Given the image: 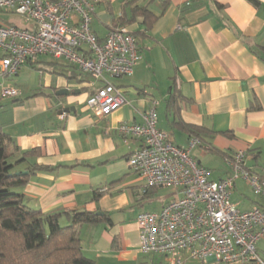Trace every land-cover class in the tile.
<instances>
[{"label": "crops", "instance_id": "0c3cea01", "mask_svg": "<svg viewBox=\"0 0 264 264\" xmlns=\"http://www.w3.org/2000/svg\"><path fill=\"white\" fill-rule=\"evenodd\" d=\"M138 8L154 19L145 20ZM115 26L133 33L141 54L131 76L108 78L127 103L95 116L86 106L93 91L89 76L63 59L43 61L40 55L16 74L0 76V88L8 83L19 91L16 97L0 95V129L12 140L10 160L36 151L15 170L44 167L16 188L25 206L45 214L104 217L79 228L86 257L95 264H167L163 255L140 251L135 217L159 211L171 190L155 187L142 194L144 181L127 164L141 142L124 140L116 126L140 123L156 99L157 126L177 146L186 147L193 135L176 120L201 128L190 155L210 170V179L230 173L228 160L238 149L246 150V167L264 178V61L257 54L264 49V0H98L92 32L103 39ZM63 88L69 93L57 96ZM172 91L179 97L177 118L167 105ZM230 200L239 211L264 206V196L243 179L235 180ZM257 253L264 261V238ZM182 264L220 263L210 258Z\"/></svg>", "mask_w": 264, "mask_h": 264}, {"label": "built area", "instance_id": "2783aa9c", "mask_svg": "<svg viewBox=\"0 0 264 264\" xmlns=\"http://www.w3.org/2000/svg\"><path fill=\"white\" fill-rule=\"evenodd\" d=\"M97 1L0 0V76L16 74L40 55L50 56L89 76L88 87L93 91L86 106L95 116H107L127 103L108 78L131 76L141 58L139 47L124 26L109 28L103 39L92 32ZM3 15L19 16L26 26L6 21ZM18 94L16 87L1 85V96ZM157 105L156 99L150 101L140 123L116 126L124 140L141 142L127 164L143 179L142 194L155 187L171 190L159 211L136 215L140 251L163 255L167 264L210 258L220 264H264L257 253V243L264 238V206L239 211L230 200L236 179H243L254 194L264 196V178L246 167V150L238 149L229 157L227 176L210 179V170L190 155L200 140L191 136L186 147L173 143L157 126Z\"/></svg>", "mask_w": 264, "mask_h": 264}, {"label": "trees", "instance_id": "16d2710c", "mask_svg": "<svg viewBox=\"0 0 264 264\" xmlns=\"http://www.w3.org/2000/svg\"><path fill=\"white\" fill-rule=\"evenodd\" d=\"M136 11L141 12L145 20L149 17L144 8ZM151 16L149 20L154 19ZM257 54L264 61V49ZM178 100L175 91L167 100L168 108L176 118ZM175 123L199 138L201 128L183 124L179 119ZM12 145L11 138L0 129V264H95L82 253L79 228L83 224L100 222L104 217L87 211L45 214L25 206L16 188L27 182L29 173L44 167L33 164L27 168L29 173L15 174L20 172L15 170V165L26 161L36 151H23L13 161L9 152ZM61 217L67 222L61 223Z\"/></svg>", "mask_w": 264, "mask_h": 264}, {"label": "rangeland", "instance_id": "374dc122", "mask_svg": "<svg viewBox=\"0 0 264 264\" xmlns=\"http://www.w3.org/2000/svg\"><path fill=\"white\" fill-rule=\"evenodd\" d=\"M2 18L5 19V20H9V22L14 23V24H16L18 26H21V27H23L25 25V23L23 22V19L21 17H19V16H16V15H3ZM41 58H43V61H49V62L50 61H55L54 59H52L53 57L51 58L50 56H45L44 55ZM55 62H57V61H55ZM37 65H39V63H36V65H35V67L33 69L35 71V73L38 71V68H36ZM0 73H1V68H0ZM13 78H15V76H13ZM6 85L7 86H11L8 83Z\"/></svg>", "mask_w": 264, "mask_h": 264}, {"label": "water", "instance_id": "95a60500", "mask_svg": "<svg viewBox=\"0 0 264 264\" xmlns=\"http://www.w3.org/2000/svg\"><path fill=\"white\" fill-rule=\"evenodd\" d=\"M68 93H69V91L67 89H64V88L56 91V95L57 96L67 95ZM71 109H73V108H71ZM68 110H69L68 108H65L63 111H68ZM19 173H21V174H27V171L15 172V174H19ZM97 214L102 215V212H97Z\"/></svg>", "mask_w": 264, "mask_h": 264}]
</instances>
